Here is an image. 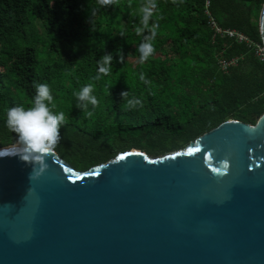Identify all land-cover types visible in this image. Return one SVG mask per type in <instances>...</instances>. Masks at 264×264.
I'll return each instance as SVG.
<instances>
[{
    "label": "trees",
    "instance_id": "obj_1",
    "mask_svg": "<svg viewBox=\"0 0 264 264\" xmlns=\"http://www.w3.org/2000/svg\"><path fill=\"white\" fill-rule=\"evenodd\" d=\"M143 3L0 0V147L15 138L4 127L6 109L30 106L37 83L48 84L52 110L65 114L55 151L77 170L131 148L154 156L184 149L227 120L258 122L264 61L253 45L216 36L206 11L220 26L263 44L264 0H209L208 6L207 0H155L149 26L137 34ZM153 22V52L141 63L137 45ZM105 53L112 54L109 71L95 80ZM223 60L236 63L223 69ZM88 83L98 100L91 117L73 96ZM133 98L141 103L129 108L126 101Z\"/></svg>",
    "mask_w": 264,
    "mask_h": 264
},
{
    "label": "water",
    "instance_id": "obj_2",
    "mask_svg": "<svg viewBox=\"0 0 264 264\" xmlns=\"http://www.w3.org/2000/svg\"><path fill=\"white\" fill-rule=\"evenodd\" d=\"M259 25L264 45V4ZM13 144L0 147V264H264V114L87 170L54 151L32 180Z\"/></svg>",
    "mask_w": 264,
    "mask_h": 264
},
{
    "label": "clouds",
    "instance_id": "obj_3",
    "mask_svg": "<svg viewBox=\"0 0 264 264\" xmlns=\"http://www.w3.org/2000/svg\"><path fill=\"white\" fill-rule=\"evenodd\" d=\"M100 6L112 3V0H97ZM155 0H145L139 7V25L135 32L140 34L147 28L148 22L155 9ZM157 25L153 22L150 26V35H145L137 45L138 60L143 63L153 52L152 38L155 37ZM112 60L111 53H105L98 62V74L93 79L98 80L101 73L106 74ZM140 80H144V74L140 73ZM94 85L84 84L78 91L73 92L77 104L76 107L83 111L86 117H91L98 104L95 95L92 94ZM34 95L30 106L15 104L8 107L4 113V127L15 135L12 152L20 161L30 165V179L39 177L48 167L46 160L55 151L60 139V127L65 121L63 111H53V95L47 83L34 84ZM120 97L128 95L127 90L120 92ZM129 108L140 105L138 98L126 101ZM91 106V108L89 107ZM226 167V165H225Z\"/></svg>",
    "mask_w": 264,
    "mask_h": 264
},
{
    "label": "built area",
    "instance_id": "obj_4",
    "mask_svg": "<svg viewBox=\"0 0 264 264\" xmlns=\"http://www.w3.org/2000/svg\"><path fill=\"white\" fill-rule=\"evenodd\" d=\"M208 4H209V0H207L206 5L208 6ZM206 13L209 16L208 26L213 30V32L216 36H218L219 38H223V37L234 38L238 42L246 43L247 46L253 45L257 57H259L262 61H264V45L263 44H256V43L250 41V39L245 34L239 32L235 29L220 26L215 21V19H213L210 16V13L208 11H206ZM235 63H236V60H232L231 62H226L224 60L221 61V65H222L223 69H227V67L230 64H235Z\"/></svg>",
    "mask_w": 264,
    "mask_h": 264
},
{
    "label": "rangeland",
    "instance_id": "obj_5",
    "mask_svg": "<svg viewBox=\"0 0 264 264\" xmlns=\"http://www.w3.org/2000/svg\"><path fill=\"white\" fill-rule=\"evenodd\" d=\"M168 153H170V152H168ZM164 155V154H163ZM157 156H159V155H157Z\"/></svg>",
    "mask_w": 264,
    "mask_h": 264
}]
</instances>
